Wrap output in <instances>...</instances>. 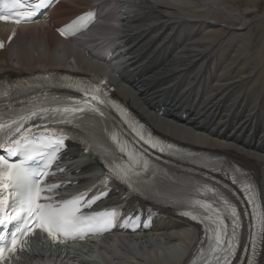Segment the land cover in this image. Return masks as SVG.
I'll return each mask as SVG.
<instances>
[{
	"label": "bare ground",
	"instance_id": "6f19581e",
	"mask_svg": "<svg viewBox=\"0 0 264 264\" xmlns=\"http://www.w3.org/2000/svg\"><path fill=\"white\" fill-rule=\"evenodd\" d=\"M67 1L76 5L66 6ZM240 1L64 0L53 11V22L95 6L102 23L88 38L61 45L47 30L31 28L0 53V73L19 78L42 69H63L94 76L106 69L112 73L113 95L163 136L196 151L230 157L264 181V14L250 18L235 7ZM255 2L246 0L243 5L255 9ZM114 36L129 52L127 61H118L121 67L111 70L99 65L100 51L94 43L102 40L112 49L110 37ZM79 152L68 153L72 162L83 164L74 175H98V164L88 155L79 157ZM77 169L74 165L73 170ZM166 192L181 196L178 184ZM162 214L153 236L127 239L114 234L101 245L86 243L88 252L95 251L93 259L85 254L84 262L180 264L176 249L182 247L180 239L188 230H183L185 225L175 214ZM163 241H168L166 246ZM45 254H49L45 261L31 264H64L53 253ZM70 262L80 264L81 260L71 258Z\"/></svg>",
	"mask_w": 264,
	"mask_h": 264
},
{
	"label": "snow or ice",
	"instance_id": "6c2138e0",
	"mask_svg": "<svg viewBox=\"0 0 264 264\" xmlns=\"http://www.w3.org/2000/svg\"><path fill=\"white\" fill-rule=\"evenodd\" d=\"M51 2L52 0H34V3L30 4L26 10H18V4L22 3V0H11V8L18 11V15L23 18V22H30L41 9L49 7ZM92 16V12L85 13L84 16L78 17L77 21H84L85 17L91 18ZM10 17L11 12L7 15L0 13V20L8 21ZM77 21L66 25L65 28H73ZM14 22L20 23L21 19H15ZM58 31L61 36L69 34L63 29H58ZM14 35L15 33L10 35L8 40L11 41ZM3 47V42H0V48ZM100 83L106 82L100 81ZM63 86L75 87L76 91L82 92L89 99L69 103L65 99L53 97L51 101L45 99L44 101L32 102L29 107L14 113L10 119L0 118V149L7 151V156L0 155V229L11 221H22V225L18 224L16 230L10 234V241L9 237L0 231V245H2L0 246V262L6 260L8 254L16 253L18 246H20V250H23L22 244L27 243V241H22L21 237H27L35 229L46 232L53 242L63 243L66 239H83L86 232L95 231L98 225L101 224L100 218L102 215L105 230H107V224L114 222L118 216L116 208L105 214L81 215V202L84 200L86 192L79 193L71 199L59 201L57 204L43 202L52 199V197L43 196L42 193L54 191L60 187L58 184L48 185L47 187L42 186V184L44 177L53 174L49 171L50 165L59 158L58 153L61 149L66 147L65 141L68 138V132L63 128L45 127L41 139L37 141L32 135V129L26 128L25 125L30 120L39 117L53 123L79 126L80 121L85 118L84 114L86 112H98L102 116L104 113L98 105L112 103L101 88L91 84L76 82L67 83ZM7 95H9L7 91L0 89V96ZM68 100H71V98H68ZM93 101L95 103H91ZM113 106L118 108L117 105L113 104ZM121 115L133 127V130L143 140L144 144L161 153L170 152L174 148L171 144H164L153 138L151 134L145 135L142 128H137L127 120V114L122 110ZM111 139L117 145L119 151L127 157V161L125 164L113 165L109 162L106 165L109 168L110 176L105 177L102 181L105 191L87 201V205L91 206L101 196L108 194L110 180L118 181L124 185L131 195L146 199L161 198L163 193L153 181L149 180V176H155L162 170L154 169L143 153L130 148L129 144L120 139L117 133H111ZM82 143L85 145V151L91 152V148L88 146L91 140L86 138ZM44 150H47V152ZM33 153L35 156H45L46 163L43 169L29 176L24 166V160L17 161L11 158L33 159L35 158ZM202 166L213 170H222L218 169L216 162L211 160L205 161ZM232 171L236 172L238 169L232 168ZM163 175L168 177L169 174L163 173ZM232 179L233 183L238 182L235 176ZM252 188L253 186L249 182L247 185L242 186V191L247 194L249 203L255 208L256 193ZM209 193L214 198L211 202L206 199L194 198V196H206ZM217 202L222 204V209L214 206ZM177 207L181 209V215L187 216L193 221L210 222L206 225L205 230L212 232L207 249L211 259L209 260L206 257L205 264H213V261L214 264H233V257L237 255L240 239L239 229L241 227L240 214L236 206L227 197L223 196L217 188L205 182L196 181L191 183V193L187 198L180 199ZM196 209H202L203 215L197 212ZM223 212L230 213L232 218L230 233L224 223ZM260 224L261 233L264 235V215L260 217ZM249 246L251 254L241 259L246 261V264H259L258 258L262 253L257 251V241L255 234L252 232L249 233V240L244 244L245 251L249 249Z\"/></svg>",
	"mask_w": 264,
	"mask_h": 264
},
{
	"label": "rangeland",
	"instance_id": "374dc122",
	"mask_svg": "<svg viewBox=\"0 0 264 264\" xmlns=\"http://www.w3.org/2000/svg\"><path fill=\"white\" fill-rule=\"evenodd\" d=\"M256 1L257 2H255V6H256L255 9H253L252 5L250 4V9L247 10L245 8L246 6H244V5H246V0H241L239 3H237L235 5V7L237 9H239L240 11L246 12L248 14V16L250 15L249 17L252 18V19L258 18V17H260V16H262L264 14V0H256ZM75 5H76L75 3L72 4L70 2H66V6H75ZM87 254H90V253L87 251Z\"/></svg>",
	"mask_w": 264,
	"mask_h": 264
}]
</instances>
